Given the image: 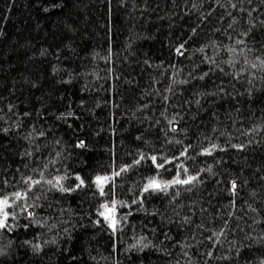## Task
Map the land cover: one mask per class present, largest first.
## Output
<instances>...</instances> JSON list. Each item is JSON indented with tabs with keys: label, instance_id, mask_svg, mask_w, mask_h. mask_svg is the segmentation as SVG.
<instances>
[{
	"label": "trees",
	"instance_id": "obj_1",
	"mask_svg": "<svg viewBox=\"0 0 264 264\" xmlns=\"http://www.w3.org/2000/svg\"><path fill=\"white\" fill-rule=\"evenodd\" d=\"M262 61L264 0H0V264H262Z\"/></svg>",
	"mask_w": 264,
	"mask_h": 264
},
{
	"label": "snow or ice",
	"instance_id": "obj_2",
	"mask_svg": "<svg viewBox=\"0 0 264 264\" xmlns=\"http://www.w3.org/2000/svg\"><path fill=\"white\" fill-rule=\"evenodd\" d=\"M239 43V42H238ZM183 49V45H181L179 48L176 49L177 54L182 55ZM262 65H264V61L261 62ZM253 67H256V65H252ZM207 75V74H205ZM203 78V77H201ZM169 123H172L171 121H169ZM173 132L176 131V128L173 127L171 129ZM7 131V130H5ZM84 146V142L81 141L77 147H83ZM218 146L213 144L211 145L210 148L205 149L204 153L202 154H211V152L213 150H215ZM233 147L237 148V149H242L245 147V145L243 144H239V145H233ZM185 152H181L180 155L184 156L186 154ZM145 159V156L143 154H141L140 159L139 160H135L134 164H140L141 161H143ZM149 159L151 160L152 164L155 166L156 169H163L165 167L166 164L170 163L171 161L169 160H165L164 163H158V157L157 156H151L149 157ZM173 159H177V158H173ZM131 167V165H127L124 166L122 168L119 169V171H115L113 172L112 176H96L94 183L96 184V187L99 191V195L100 196H104L105 192H104V185L106 183H108L110 180H112L113 177L116 176H120L123 172H126L128 170V168ZM178 169L183 170V172L187 173V169L184 168L183 164H180L177 166ZM210 170V169H209ZM66 177H57L55 180V184L53 185L54 187H58L60 191L64 192V191H74L75 189H67L62 187L61 185V181L63 179H65ZM197 176H187L186 179H181L180 178V171H177V175L176 177H174L171 181H160L157 179L156 176L150 177L147 181V183L144 185L143 188V192H166L168 190V188L172 185H189L192 184L193 182H195L197 180ZM76 180L79 181V183L76 185V188H81L85 186V181L80 177V176H76ZM41 181H36V180H31V178H27L26 179V183H28V189L29 191L31 190L32 186L35 184H39ZM47 183L49 184H53V181L49 180L47 181ZM230 190L233 192V194H235L236 190H237V184L235 181L231 182V186H230ZM27 193H22V192H14L12 193V196L14 197V199L12 200V203H9V197L4 196V197H0V229H6L8 228V224H7V220L9 219L10 213L8 211H6L7 208L12 207L14 204H16L17 201L19 200H23L26 198ZM117 201L115 199H113L111 201V203H103L100 205V211L98 212V215L100 217L103 218V220L105 222H107L108 227L113 231L116 232L118 225H119V221L116 218V206H117ZM133 203L135 204L136 201L134 200ZM27 207L26 206L24 211H27ZM33 214L31 212H28V216L31 217ZM97 223H99V221H97ZM215 235V234H214ZM27 243V242H26ZM2 254V253H0ZM211 253H209L210 255ZM262 264H264V262H262Z\"/></svg>",
	"mask_w": 264,
	"mask_h": 264
}]
</instances>
